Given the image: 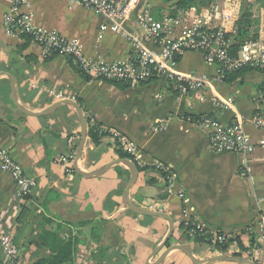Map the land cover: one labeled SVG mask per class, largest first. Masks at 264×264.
Wrapping results in <instances>:
<instances>
[{
	"label": "crops",
	"instance_id": "0c3cea01",
	"mask_svg": "<svg viewBox=\"0 0 264 264\" xmlns=\"http://www.w3.org/2000/svg\"><path fill=\"white\" fill-rule=\"evenodd\" d=\"M176 1L133 0L120 31L109 28L102 32L104 17L73 0H26L20 13L30 15L34 27L76 43L87 59L127 63L137 58L127 35L144 33L137 21L139 12L147 9L156 21L169 20L168 38L173 39L181 36L198 14L224 2L214 0L208 6L181 8ZM249 2L254 9V1ZM258 3L264 6L262 0ZM12 7L13 0H0V71L15 77L19 102L32 111H42L66 98L76 100L86 117L109 132L100 144L88 135L79 162L82 169L92 171L120 158L116 146L118 136L124 137L134 148L131 155L135 163L149 167L139 170L129 198L139 206L152 205L171 215L175 231L170 244H186L196 258L204 260L220 254L221 246H212L207 237L206 242L195 240L200 234L191 235L190 230H221L231 232V247H238L229 249L228 254L245 256L262 235L264 149L247 156L218 153L211 148L209 131L201 121L210 117L229 123L237 116L244 117L247 133L260 141L264 131L249 120L256 112L255 98L264 89V69L252 68L243 77L220 81L217 65L207 62L199 51L185 52L178 57L176 70L211 79L212 87L204 101L196 94L181 95L163 77L129 83L127 87L104 79H87L68 56L49 57L40 44L21 35L25 33H9L5 19ZM213 94L231 100L232 107H216L211 101ZM80 135V118L72 106L62 104L45 116L27 115L14 103L10 79L0 76V148L8 150L37 180L33 192L20 197L13 178L0 166V228L12 236L20 264H35L46 256L36 229L43 215L83 224L77 255H83L88 264L99 263L101 246L111 249V253L119 252L117 259L122 256L128 264L154 263L164 249L150 256L166 237L168 220L139 215L127 208L123 195L130 171L123 164L95 178L68 175L60 157L71 152L72 136L77 137V149ZM163 167L175 177L172 192L168 189V170ZM161 171L166 174L163 176ZM101 221H105V229L101 239L95 241L91 232ZM160 264L197 263L183 251L173 250Z\"/></svg>",
	"mask_w": 264,
	"mask_h": 264
},
{
	"label": "built area",
	"instance_id": "2783aa9c",
	"mask_svg": "<svg viewBox=\"0 0 264 264\" xmlns=\"http://www.w3.org/2000/svg\"><path fill=\"white\" fill-rule=\"evenodd\" d=\"M25 1L13 0V7L5 19L8 32L28 34L33 41L43 47L46 55H51L56 51L58 55L75 58L92 79L123 80L131 84H138L155 76L163 77L173 83L181 95L196 94L200 100L204 101L207 99L206 93L212 87L211 79L180 73L176 70L178 57L185 52L199 51L207 62L217 65L220 81L224 80L227 72H234L244 66L264 69V22L254 28L257 37L251 36L245 40L236 53H233L234 35L237 32L235 22L239 19L241 7L244 4L243 0H224V2L212 4L210 10L198 14L192 24L184 28L183 34L173 39L168 38L170 28L167 26V22L169 20L156 21L150 10L144 9L137 14V21L144 29L143 35H127L128 41L134 46L137 53L136 60L127 63H106L87 59L76 43L68 41L56 32L34 27L30 15L20 13ZM73 1L101 14L105 20L101 29L102 32H105L109 28L114 31L121 30L133 0ZM245 2L248 3L249 0H245ZM217 16L223 17V22L213 21ZM252 17L260 18L263 21L264 9L260 11L259 15L252 14ZM151 44L153 47L150 46ZM211 101L221 109L232 107L231 100H223L215 94L212 95ZM255 104L256 112L249 122L255 128L264 131V89L255 98ZM201 123L209 131L211 148L218 153H237L247 156L258 148L264 149V136L260 141H254L245 129L246 120L244 117L237 116L229 123L206 117L202 119ZM76 138L74 136L69 138L72 150L67 155L60 157V163L65 166L68 175L75 174ZM118 138L123 145H126V150L133 154V146L127 143L124 137L118 136ZM0 166L13 178L17 194L20 197L30 195L37 186L36 178L29 176L6 149L0 148ZM163 168L168 170L167 167ZM174 181L173 173L168 170L167 182L171 192ZM180 196L184 197V194H180ZM146 208L155 210L152 205ZM261 225L260 241L245 251V256L257 264H264V214L261 218ZM190 233L191 235L199 233L202 236L210 234L207 239L212 246L228 245V250L238 249L237 246L231 247L234 239L231 232L205 231L201 227H196L192 228ZM221 253L223 252L220 251ZM224 253H228V251ZM0 256V261L3 260V263L0 264H13L18 259V249L12 236L1 228Z\"/></svg>",
	"mask_w": 264,
	"mask_h": 264
},
{
	"label": "trees",
	"instance_id": "16d2710c",
	"mask_svg": "<svg viewBox=\"0 0 264 264\" xmlns=\"http://www.w3.org/2000/svg\"><path fill=\"white\" fill-rule=\"evenodd\" d=\"M165 1L171 2L175 0ZM213 1L214 0H178L176 1V5L181 8H189L196 5L208 6L213 3ZM262 4L264 5V0H262ZM250 6H252V4L249 2V7ZM243 12V16L238 22L237 32L234 35L235 43L232 46L233 53H236V51H238L245 40L249 39L251 36L257 37L256 29H254V27L256 26V21L258 20L252 17L250 9L248 10V8H246ZM21 35L26 39H30L29 35ZM56 55H58V52L55 51L51 55L47 56L54 57ZM69 58L71 59V61L75 62L79 71H81L87 79L91 78V76L86 71H84L81 64L77 62L75 58L71 56ZM251 69L252 67L250 66H244L234 72H227L224 80L232 81L237 77H243L244 74ZM105 81H108L109 83L115 84L116 86L120 87L129 86V82L127 83L123 80ZM87 120L89 138L93 140L95 144H100L102 138L109 135V132L105 128H103L102 124L92 121L89 116H87ZM124 148V145L118 141L116 151L119 157L129 158L134 161V157ZM137 166L139 170L149 169L148 166L141 167L138 164ZM161 173L163 176L166 174L163 171H161ZM75 174L78 175L76 172ZM104 224L105 221H101L98 222L97 226L93 227L91 235L92 239H94L95 241H99L101 239L102 232L105 229ZM82 226L83 224H70L60 221L54 216L43 215L41 220L37 223L36 229L42 240L43 247L46 251V256L39 258L35 262V264H76L77 252L81 245ZM209 235L210 234H207L205 236L198 235L195 237V240L203 242L206 240L205 237H209ZM240 244V246H242L241 242ZM168 245H170V242L168 243ZM219 248L222 252L228 251V245H222ZM110 250L111 249L104 246L98 248V264H128L127 262H124V258L122 256L117 259V257L119 256V252L115 251L114 253H111Z\"/></svg>",
	"mask_w": 264,
	"mask_h": 264
},
{
	"label": "water",
	"instance_id": "95a60500",
	"mask_svg": "<svg viewBox=\"0 0 264 264\" xmlns=\"http://www.w3.org/2000/svg\"><path fill=\"white\" fill-rule=\"evenodd\" d=\"M1 50H2V41L0 40V55H1ZM1 75H6L10 79L14 103L23 113H25L27 115H33V116L49 115L57 107H59L62 104H68V105L72 106L77 111L79 118H80V122H81V135H80V140H79V143H78V146L76 149V156H75V161H74V168H75V171L77 174H79L80 176L86 177V178H95V177L101 176L107 170H109L110 168H112L116 165H119V164H123L129 169L130 177H129L128 184H127V187H126V189L124 191V195H123L124 203L127 206V208L129 210H131L132 212L139 214V215L153 216V217H155V216L164 217L169 222V230H168L166 237L164 238L162 243L158 247H156V249L153 251L150 258L155 256L156 254H158L161 250L164 249V251L160 255V257L157 259V261H155L152 264H160L164 260V258L173 250L183 251L192 259V261L194 263H197V264L210 263V262H214V261H233V262H238V263H242V264H257L256 262L252 261L251 259H249L245 256L236 255V254H228V253H221V254L215 255L213 257L201 260V259H198L194 256L191 249L186 244H170V245H168V243L171 241V238H172L174 231H175V223H174L171 215H169L168 213H166L164 211L152 210V209H149L146 207L139 206V205L133 203L129 198V192L132 189V187L135 185V183L137 182V179L139 177V168H138L137 164L135 163V161H133L129 158H121L120 157V158H117V159H115V160H113L107 164H104L101 167H99L95 170H92V171L84 170L79 165V162H80V159L82 157V154H83V151L85 148V144H86V141H87L88 135H89L88 120H87V117H86L81 105L74 99L66 98V99H63L61 101L54 103L53 105L49 106L48 108H46L42 111H32V110L26 108L24 105H22L19 102L18 95H17V85H16L15 77L12 74L5 72V71H0V76Z\"/></svg>",
	"mask_w": 264,
	"mask_h": 264
},
{
	"label": "rangeland",
	"instance_id": "374dc122",
	"mask_svg": "<svg viewBox=\"0 0 264 264\" xmlns=\"http://www.w3.org/2000/svg\"><path fill=\"white\" fill-rule=\"evenodd\" d=\"M252 1H254L253 3L256 4V6L254 7V9H253L252 6L249 7V2H248V4H247V3L245 2V0H243V3H244V4H243L242 7H241V13H240L239 19L236 20V22H235V27H238V22H239V20L242 18L243 13H244L243 11H245L246 8H248V10L250 9L251 13L254 14V15H259L260 11L264 9V6H262L260 3H258L259 0H252ZM222 18H223V17H221V16H217V18L213 19V21H214V20H215V21H218V20H219L218 22L220 23V22H223V19H222ZM253 18H254V17H253ZM217 19H218V20H217ZM255 19L258 20V21H256V26L259 25L260 23L264 22V20L262 21L260 18H255ZM211 24H212V23H211ZM256 26H255L254 28H256ZM263 37H264V35H263ZM182 240H187V239H186V238H182ZM171 241H174V239L171 238ZM171 241H170V242H171ZM17 249H18V247H17ZM0 257H1V256H0ZM18 257H19V249H18ZM76 258H77V259H76V263H77V264H88V262L86 261V259H84V256H83V255L79 254V255H77ZM0 259H1V258H0ZM0 263H3V260H1ZM13 264H20V262H19V260L17 259V261L14 262Z\"/></svg>",
	"mask_w": 264,
	"mask_h": 264
}]
</instances>
